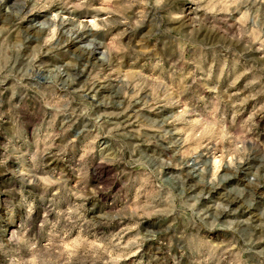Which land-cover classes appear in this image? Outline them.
I'll list each match as a JSON object with an SVG mask.
<instances>
[{
    "label": "rangeland",
    "instance_id": "rangeland-1",
    "mask_svg": "<svg viewBox=\"0 0 264 264\" xmlns=\"http://www.w3.org/2000/svg\"><path fill=\"white\" fill-rule=\"evenodd\" d=\"M0 264H264V0H0Z\"/></svg>",
    "mask_w": 264,
    "mask_h": 264
}]
</instances>
